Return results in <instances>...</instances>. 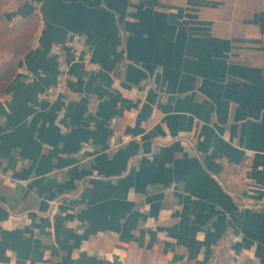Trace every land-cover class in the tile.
<instances>
[{"label": "crops", "instance_id": "1", "mask_svg": "<svg viewBox=\"0 0 264 264\" xmlns=\"http://www.w3.org/2000/svg\"><path fill=\"white\" fill-rule=\"evenodd\" d=\"M9 16L37 27L0 56V264H264L256 0H24Z\"/></svg>", "mask_w": 264, "mask_h": 264}, {"label": "rangeland", "instance_id": "2", "mask_svg": "<svg viewBox=\"0 0 264 264\" xmlns=\"http://www.w3.org/2000/svg\"><path fill=\"white\" fill-rule=\"evenodd\" d=\"M24 0H0V56L13 58L30 45L36 30V20L11 19L9 14ZM264 8V0H256ZM6 12V16H4Z\"/></svg>", "mask_w": 264, "mask_h": 264}, {"label": "built area", "instance_id": "3", "mask_svg": "<svg viewBox=\"0 0 264 264\" xmlns=\"http://www.w3.org/2000/svg\"><path fill=\"white\" fill-rule=\"evenodd\" d=\"M67 45H69L70 47L78 48L77 47V36H70L69 39H68ZM85 57L88 58L89 55L87 54ZM67 75H68L67 68H65V67L62 68L61 73L58 76L56 87L54 88V92L55 93L64 91L66 80H67ZM40 98L45 99L46 98V94H44V93L40 94ZM1 177H4V175L0 173V178Z\"/></svg>", "mask_w": 264, "mask_h": 264}, {"label": "trees", "instance_id": "4", "mask_svg": "<svg viewBox=\"0 0 264 264\" xmlns=\"http://www.w3.org/2000/svg\"><path fill=\"white\" fill-rule=\"evenodd\" d=\"M4 16H6V12H4ZM31 18H32V17H31ZM31 18L28 17V18H26V19H31ZM5 68H6V67H5Z\"/></svg>", "mask_w": 264, "mask_h": 264}]
</instances>
